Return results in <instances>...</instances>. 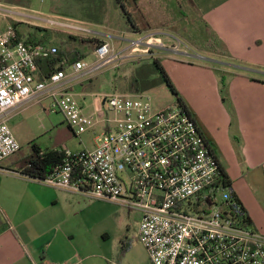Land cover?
Returning a JSON list of instances; mask_svg holds the SVG:
<instances>
[{
	"label": "built area",
	"instance_id": "obj_1",
	"mask_svg": "<svg viewBox=\"0 0 264 264\" xmlns=\"http://www.w3.org/2000/svg\"><path fill=\"white\" fill-rule=\"evenodd\" d=\"M20 19L75 37L97 35L83 21L26 16L0 2V163L20 148L7 116L26 102L48 97V112H60L76 135L100 124L84 112L67 84L121 57L110 42H102L91 61L60 62L61 69L39 79V61L51 59L58 49L18 39L13 23ZM157 35L131 40L125 50L165 49ZM103 105L114 117L100 121L94 147L55 149L60 163L37 181L139 212L137 239L151 264H264V234L242 221L241 204L219 187V162L192 116L177 105L156 109L144 92L108 94Z\"/></svg>",
	"mask_w": 264,
	"mask_h": 264
},
{
	"label": "crops",
	"instance_id": "obj_2",
	"mask_svg": "<svg viewBox=\"0 0 264 264\" xmlns=\"http://www.w3.org/2000/svg\"><path fill=\"white\" fill-rule=\"evenodd\" d=\"M183 1L199 17L201 44L209 31L222 53L203 44L199 50L204 53L199 54L203 63L182 61L173 59L180 50L172 53L173 44L167 47L163 43L179 44L172 32L164 34L137 25L135 33L130 30L126 35L143 37L154 32L166 46L163 49L171 51L162 62L165 72L230 179L251 227L264 234V0ZM0 2L28 12L33 0L29 7ZM173 13L178 15H174L177 21L185 18L184 12ZM96 33L107 36L112 45L115 39L123 42L121 36ZM88 56L93 59V51ZM87 80L70 82L69 91L74 94L78 90L81 96ZM19 109L8 114V123L14 121ZM9 158L0 163V264H110L120 256L132 264L149 260L137 239L139 212H135L136 219L124 218L112 254L107 250L111 235L105 210L110 202L92 201L31 179L22 174L21 159ZM136 221V237L132 238L131 228L126 226L131 223L135 228Z\"/></svg>",
	"mask_w": 264,
	"mask_h": 264
},
{
	"label": "rangeland",
	"instance_id": "obj_3",
	"mask_svg": "<svg viewBox=\"0 0 264 264\" xmlns=\"http://www.w3.org/2000/svg\"><path fill=\"white\" fill-rule=\"evenodd\" d=\"M180 7V10L178 9ZM137 10L135 12L127 7V10L132 11L134 20L137 22L138 28L145 29L150 26L152 31L160 32L163 31L164 34L172 32L180 41L178 45V50L173 51L177 55L173 59H178L182 61H197L201 62L199 54H204L200 52L201 36H200V21L195 10L189 7L186 1L183 0H138ZM180 5V6H179ZM20 11H24L19 9ZM50 6V0H33L31 10L28 12L24 11L26 16H48L57 15V12H52ZM77 11H79L77 9ZM137 11V12H136ZM147 12V18H143ZM173 12H184L185 18H181V21L174 19L176 13ZM75 14L82 15L85 12H73ZM101 21L99 24H90L89 27L95 32H102L103 34H113L121 36L123 42L115 39L113 40V45L116 47L118 53L121 57L114 63L102 68L98 72L91 76L85 77L84 79H89L85 81L84 90L81 92V96L78 95L79 91L74 90V98L83 106L84 112L91 115L95 121L99 122L92 130L86 131L80 135H76L74 131L69 127L64 116L60 113H50L48 109L51 104V100L48 97H42L39 100H32L24 103L20 106L18 110L17 117L14 121L9 122L11 131L17 140L20 148L18 152L10 157V160L23 159L33 151V146H37L40 149H51L55 150L58 148L66 147L72 152L81 151L84 149H92L94 147L93 139L95 135H98L102 131V123L100 121L104 119H112L114 116L111 112H108L107 106L103 105L104 96L112 93L117 94H138L141 92L148 93L150 95L151 101L157 109H163L168 107H173L177 104V99L182 98L178 94H172L165 84L161 83L150 90L143 91L144 85H147L153 80L160 79V73L152 65V60L158 59L162 60L160 64L163 67V59H167L171 51L162 49L155 45L150 46L149 54H139V52L130 54L128 50H125L128 42L140 38L139 35H126L130 32L129 26L126 24L124 19L118 13V9L113 0H104V5L101 10ZM143 15V16H142ZM63 17V16H61ZM69 18V17H65ZM73 19V18H70ZM20 19L19 28L25 33L32 32L35 26H32ZM27 21V20H26ZM177 21V22H176ZM10 22H12L10 20ZM29 22V21H27ZM4 26L3 23H0ZM196 28V29H195ZM49 30V29H46ZM116 30V31H114ZM52 31V30H51ZM151 31V32H152ZM175 31H178L176 34ZM57 32V31H53ZM152 32V33H154ZM60 37L57 43H61L62 38H66L65 33L57 32ZM159 35V34H158ZM157 35V36H158ZM62 36V37H61ZM107 36H102L97 34L94 37H82L78 38H95L101 40L102 42H108L106 40ZM159 37V36H158ZM160 37H163L160 35ZM68 40V38H66ZM70 43L67 45L69 48L72 46H79L74 40H69ZM174 42V41H173ZM164 41L165 45L168 47L173 44L175 46L176 42ZM54 45V44H52ZM65 45V44H63ZM56 47V45H54ZM65 45V47H67ZM64 47V48H65ZM60 48V47H59ZM66 50V48H65ZM94 49L91 50L94 51ZM186 52V55L183 52ZM86 61H91L92 56H88ZM149 64H151L149 66ZM148 67L152 71L147 75ZM168 69V64H167ZM183 69H179L180 74ZM188 71V70H187ZM195 74L198 71H190ZM170 73V72H169ZM197 75V74H196ZM136 89L141 90L140 92H134ZM178 93V92H177ZM92 200V199H90ZM95 201V200H92ZM102 202V201H101ZM105 210L108 213V218L106 222L110 225V235L111 240L108 242L107 250H111L112 254L116 250L115 238L121 234V228L125 226V217L131 216V218L136 219V211L130 210L125 206L116 205L114 203L105 205ZM98 216V214H96ZM139 222V221H138ZM138 222L136 221L135 228L131 223H127L126 228H131L130 236L136 237V229L138 227ZM143 252H145L143 248ZM145 264H150L148 258H146ZM110 264H132L130 261L124 257L114 258Z\"/></svg>",
	"mask_w": 264,
	"mask_h": 264
},
{
	"label": "trees",
	"instance_id": "obj_4",
	"mask_svg": "<svg viewBox=\"0 0 264 264\" xmlns=\"http://www.w3.org/2000/svg\"><path fill=\"white\" fill-rule=\"evenodd\" d=\"M9 4H15L22 7H29L32 0H3ZM116 4L118 9L119 15H121L122 19L126 22L129 26L130 30L135 33L137 31L136 21L134 20V16L132 15V11L135 12L137 10V0H113ZM104 5V0H50V6L52 8V12H57L58 15L63 17L73 18L75 20H80L83 22H89L92 24H99L101 21V10ZM127 7H130L132 11L127 10ZM77 9L79 11H77ZM73 12H85L82 15L75 14ZM137 12V11H136ZM19 23H13L15 33L18 39L24 40L30 43H49L56 45L58 52L54 55L51 59L45 61L42 65H40L39 61V74L38 78L43 79L48 74L52 73L55 70L61 69L63 66L56 67L60 62H66L68 65L73 64L77 60L85 59L92 49L98 47L102 41L97 40L95 38H78L71 35H66V38H62L61 43H57L59 35L64 36L63 34H58L57 32H53L51 30H46L39 27H34L32 32L25 33L21 30L18 26ZM61 33V32H60ZM58 35V36H57ZM61 36V37H62ZM207 40L203 42V44L208 47L209 50L213 52L220 53L221 51L216 48V40L211 38V33L209 31L206 32ZM69 40L76 41L79 46H72L69 48L67 45L70 43ZM65 44L67 47H65ZM53 45V46H54ZM60 47V48H59ZM66 50H65V48ZM201 47V46H199ZM222 53V52H221ZM160 60L154 59L152 60V65L157 69L160 73V79L153 80L149 82L147 85H144L142 88L143 91H147L152 89L153 87L158 86L159 84L163 83L169 89L172 94L178 95L177 90L175 89L174 85L172 84L169 76L165 72L164 68L160 64ZM151 64H149L150 66ZM150 67H148L147 75L150 74ZM141 89V90H142ZM141 90L136 89L134 92H140ZM142 93V92H141ZM177 106L184 109L186 112V107L181 98L177 99ZM188 113V112H187ZM190 115V114H189ZM211 147V145H210ZM61 161V156L57 154L54 150H42L37 146H33V151L31 154L26 156L25 158L19 161V167L22 169V174L26 175L27 177L39 180L44 179L47 177L55 166H57ZM219 187L222 190L228 191L230 198L233 202L238 201L235 193L231 189V181L228 176L224 173L222 168L220 167V175H219ZM241 217L242 221L251 226V222L249 217L247 216L246 212L244 211L241 205Z\"/></svg>",
	"mask_w": 264,
	"mask_h": 264
}]
</instances>
